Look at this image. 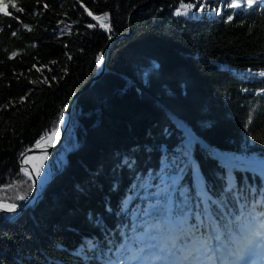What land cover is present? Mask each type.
<instances>
[{
    "label": "trees",
    "instance_id": "trees-1",
    "mask_svg": "<svg viewBox=\"0 0 264 264\" xmlns=\"http://www.w3.org/2000/svg\"><path fill=\"white\" fill-rule=\"evenodd\" d=\"M5 2L0 200L6 203L20 204L33 191L20 156L57 126L67 102L96 74L109 37L130 35L110 46L106 73L75 99L60 147L34 164L53 176L42 200L15 220L0 215V264H108L146 222H155L144 213L157 201L162 173L179 176L172 202L192 213L190 222L205 206L202 192L219 200L231 186V209L240 197L264 200V175L230 170L228 162L231 156L264 162V0L239 9L226 7L229 0H207L203 12L196 0ZM182 3L196 7L188 16L176 15ZM85 8L108 12L111 33L86 27L98 22ZM218 8L219 15L213 11ZM45 76L49 84L42 82ZM22 96L27 99L20 103ZM189 138L190 163L176 164ZM20 193L25 200H15ZM257 232L264 228L252 221L246 234Z\"/></svg>",
    "mask_w": 264,
    "mask_h": 264
},
{
    "label": "snow or ice",
    "instance_id": "snow-or-ice-1",
    "mask_svg": "<svg viewBox=\"0 0 264 264\" xmlns=\"http://www.w3.org/2000/svg\"><path fill=\"white\" fill-rule=\"evenodd\" d=\"M196 3L200 4L198 11H205L207 0H196ZM257 3L258 0H229L225 6L234 9L252 8ZM8 6L5 0H0V12H3L5 17L9 16V13L5 11ZM195 7V3H182L175 14L188 16ZM11 8L16 12L24 11L23 8L17 7L15 3H11ZM44 8L47 9L48 5L44 4ZM85 11L92 20L98 22L97 24L88 23L86 27L95 28L99 26L106 32L111 33L108 12H104L103 15H95L87 8H85ZM213 11L219 15L221 9L218 8ZM228 19L231 21L232 17L229 16ZM60 23L63 24L64 22L61 21ZM23 27L29 28L26 24ZM29 30L31 29L29 28ZM63 31L64 29H61L62 33ZM11 34L15 36L17 33L14 31ZM12 55L15 56L16 53L14 52ZM68 59H71V56H68ZM102 59V56L97 57V63H102ZM50 63L55 64L57 62L50 61ZM41 70L38 69V71ZM49 71H51V68H49ZM259 75L264 77V71H261ZM52 80L55 81L56 77L53 76ZM30 82L36 83L37 81ZM42 82L49 84L46 76ZM26 99V96H22L19 102L23 103ZM9 103L15 102L10 101ZM8 107L9 104L2 106L4 109ZM252 111H255V109ZM63 122L64 115L61 112L57 126L36 141L35 148L45 149L40 157L41 161L47 159L46 148L50 146L48 142L53 141V138H59V125ZM248 122L251 123V117H249ZM191 144L192 140L189 138L185 146V155H182L176 161V164L190 163ZM31 159H34V157L24 159L22 163L27 165ZM228 162L230 170L234 168L255 169L264 175V162H257L254 158L231 156L228 158ZM125 163H128V161H125ZM176 170L177 172L181 171L180 168ZM34 171L36 176L39 177L40 167L34 166ZM21 172L29 179L32 178V172L27 167H22ZM178 180L179 176L162 173L157 201L155 204H149L147 211L144 213L146 217L152 216L155 222H146L143 231L133 237L132 244L126 242L121 245L115 260L110 258L108 264H154V262H159V264H240L241 261L246 259L264 255V232L253 233L252 236L245 235L248 225L252 221H260L261 227L264 228V200L249 203L246 197H240L241 202L238 208L231 209L228 206L229 202L235 199L231 186L228 191L224 192L223 198L219 200H210L207 193L202 192L205 206L196 215V222H190L192 213L184 207L174 206L172 202L174 193L178 191ZM32 184H35V180L32 181ZM26 195V193H20L15 197V200L23 201L26 199ZM183 203L187 205L188 200L185 199ZM17 207L18 205L15 202L6 203L0 200V210L14 213ZM258 207L261 208L259 212L257 211ZM253 237H260V239L256 240ZM241 239L243 240V246L238 250H234V246L240 244ZM146 240L155 241L156 243H144ZM133 245L139 246L133 247Z\"/></svg>",
    "mask_w": 264,
    "mask_h": 264
},
{
    "label": "water",
    "instance_id": "water-1",
    "mask_svg": "<svg viewBox=\"0 0 264 264\" xmlns=\"http://www.w3.org/2000/svg\"><path fill=\"white\" fill-rule=\"evenodd\" d=\"M145 6H146V4L139 6L135 10V12L143 9ZM135 12H133L129 18V29H130V31H132V19H133ZM129 35H130V33H121V34H118V35L113 36V37L108 39L107 43L105 44L103 50L101 51V53L99 55V57L102 56L103 59H102V63H99V64L97 63L96 74L90 78V80L88 81L87 84H85L81 89L76 91L73 94V96L71 97V99L67 102V104L63 110L64 122L59 125V138L58 139L53 138V141L48 142L50 144V146H47V148H46L47 158H51V154L58 147H60V145L62 144V142L64 140L65 133H66V131L69 127V124H70L72 107H73L75 99H77L84 91L91 88L106 73L107 55H108L110 46L112 44H114L115 42H117L118 40L125 38V37H128ZM34 145L31 146L30 148H28L19 158V164H20L21 168L27 167L29 169V171L32 172V178L30 180L31 181L35 180V184L33 185V191L31 193V195L25 201H23L20 204H17L18 207L14 213L7 212L6 210H0V215L5 220H8V221L15 220L17 217H19L20 215H22L26 211H28L30 209H34L39 204V202L42 200L51 180L53 179V176H51V177L43 176L45 179V182L41 183L39 177H37L35 174L34 165L31 163V161L27 165L22 163V161L24 159H27L29 157H34L36 155H41L45 151L44 148H35ZM29 149H31V151H29ZM39 184H42L41 188H39Z\"/></svg>",
    "mask_w": 264,
    "mask_h": 264
},
{
    "label": "rangeland",
    "instance_id": "rangeland-1",
    "mask_svg": "<svg viewBox=\"0 0 264 264\" xmlns=\"http://www.w3.org/2000/svg\"><path fill=\"white\" fill-rule=\"evenodd\" d=\"M43 161H41V159H40V157L39 158H36L35 160H34V164H39V163H42ZM44 176V175H43ZM259 239H260V237H259ZM258 239V240H259ZM243 245L241 244L240 245V247H242ZM240 264H248V260L246 259V260H244V261H241L240 262ZM254 264H264V255H263V258H262V260L259 262V263H254Z\"/></svg>",
    "mask_w": 264,
    "mask_h": 264
},
{
    "label": "bare ground",
    "instance_id": "bare-ground-1",
    "mask_svg": "<svg viewBox=\"0 0 264 264\" xmlns=\"http://www.w3.org/2000/svg\"><path fill=\"white\" fill-rule=\"evenodd\" d=\"M42 156V154L41 155H36V156H34V159H31V163L34 165V160L36 159V158H39V157H41ZM39 179H40V181H41V183H44L45 182V179H44V177H43V175L41 174V173H39Z\"/></svg>",
    "mask_w": 264,
    "mask_h": 264
}]
</instances>
